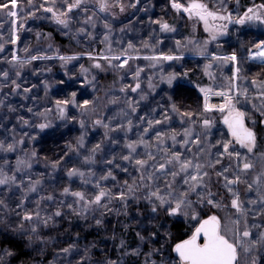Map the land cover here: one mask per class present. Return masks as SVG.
<instances>
[{
    "label": "snow or ice",
    "instance_id": "6c2138e0",
    "mask_svg": "<svg viewBox=\"0 0 264 264\" xmlns=\"http://www.w3.org/2000/svg\"><path fill=\"white\" fill-rule=\"evenodd\" d=\"M139 3L140 0H133L127 7L135 8ZM168 5L170 11L175 12L179 19L203 23L204 30L210 38L205 42L204 48L207 43L215 41L218 35H227L228 26L231 24L244 25L253 21L264 24V4L248 7L242 15L235 17L228 11V0H215L214 7H210L205 0H168ZM117 7L121 12L125 10L123 0H39V2L0 0V13L10 18L11 28L10 38L7 41H3L0 35V53L5 52L6 43L12 45L18 43L20 31L31 30L26 26L27 19H50L68 31H71V24L76 22L82 25L77 30L78 34L91 35L89 29L95 28V21L100 18L98 13H104L103 27L106 34L102 42L107 45V52L99 56L89 55V59L95 61L91 65L92 68L100 71L114 70L119 74L130 60L140 57L133 55L138 49L132 43H129L126 49L113 54L114 50L110 43L112 28L106 18L112 15L110 10ZM41 12L46 15H37ZM151 23L158 25L160 33L176 32V27L163 18L151 20ZM2 27L3 22L0 21V28ZM37 36L39 37V33ZM158 43L163 41L155 40L152 45L144 42L143 47L154 51L155 44ZM188 43L194 42L189 40ZM176 46L179 49L185 45L177 40ZM254 48V52L250 51V57L264 61V41L256 43ZM24 52L27 54L29 49L24 48ZM52 58L31 54L22 59L16 51H12L10 57L0 56V63L9 65L7 69H0V93H3L5 87L11 88L10 93L0 96V107L4 106L7 95L31 93L36 87L35 84L31 87H23L24 81L21 77L25 66L36 60ZM56 58L64 62L79 59V57L63 55H58ZM143 59L152 62L149 66L155 68L160 61L180 60L182 57L150 55L144 56ZM100 60L106 63L101 64ZM212 60L233 65L231 82L227 90L214 91L212 87H199V92L203 95V105L197 112L181 111L175 103H172L161 113V118L140 116L134 124L131 117L137 112L140 101L147 99V94L141 91L140 81V74L144 68L139 66L134 70L128 68L124 73L131 75L135 81L134 84H124L119 88L125 96L108 101L117 103L118 99H123L127 105V110L121 109L120 112L126 120H122L116 126L96 115V101L84 100L83 103L78 104L75 92L72 93L71 99L55 102L56 111L62 119L65 118L69 104L82 110L81 117H88L91 110L95 116L92 126L104 128L105 137L111 139L112 143H117V140L109 133L123 131L127 136L134 127L138 130V139L126 143L124 146L128 149V153L119 157L128 167L115 163L116 157H113L102 161L112 167L98 177L91 168L87 172L78 167H70L66 170L69 181L80 178L82 184H91L95 189L91 194L85 190L74 191L71 187H65L60 195L64 198L72 197L70 201L57 200L51 194L41 195L42 181L34 178L30 171L39 157L34 148L29 152L25 147L26 140L34 141L36 136L28 131L17 133L13 129L10 138L0 139V189L22 193L19 202L9 211V204L3 198V191H0V264H17L18 261L29 256L32 257L31 264H45V261L39 257L45 256L50 247L62 243H66L67 246L56 249L55 256L48 264H73V261L75 264H126L125 257H135L133 264H259L258 257L254 253L264 252V223L249 224L248 221L250 213L253 220L264 215V194L258 192V199L248 198L245 201L241 199L238 186L245 184L248 192L254 191L253 185L257 188L261 186L264 172L255 176L251 182L246 179L255 167L252 157L257 155L258 133L255 127L256 121H252L250 125L248 121L251 118L248 112L241 110L238 105L258 99L260 103L254 104L253 108L264 117V83L258 85L257 81H252L253 86L258 87V95L250 99L247 89H240L235 83L241 71L237 54L233 52L231 55H214ZM209 68L211 64L206 65L205 74L211 77L212 73L207 71ZM81 73L85 76V84L93 91H97L95 75L89 78L90 69L81 66ZM187 75V72L170 73L161 79L172 87L174 81L181 77L186 78ZM120 79H123V75ZM47 87L45 84V89ZM155 87L156 85L149 78L147 88L149 91H154ZM129 92L137 93L139 99L134 100L127 95ZM212 96L220 97L222 102L210 103ZM24 98L28 99L27 96ZM9 110L15 109L9 107ZM27 111L39 117L40 122H30L20 117V123L25 129L36 128L43 132L52 126L47 117V113L52 109L33 112L29 107ZM216 112L222 114V123L227 128V136L219 140L212 139L216 120L211 114ZM173 113L180 117L179 122L184 127L179 132L155 131L156 151H152L151 138L146 140L144 137L148 136L157 125L171 121ZM259 123L264 124V119ZM79 125L81 129H85V133L79 137L75 146L68 145L64 156H68L69 153H76L79 156V149L84 147L87 121L80 119ZM0 127L3 125L0 124ZM197 128L199 131H195ZM139 147L145 149L142 158L141 154L137 153ZM213 149L215 152L212 151ZM241 149L243 151H240ZM18 150L23 151V157L16 159L15 164L12 165L8 154L17 153ZM100 150L101 144L97 143L88 155L83 156L82 163L94 165L95 155ZM259 155L264 159V153ZM225 160L227 164L224 163ZM62 163H64L63 156L51 161L49 166L55 171ZM129 167L134 168L137 175L131 181L124 180L121 184L113 172L119 168L121 172L128 173ZM108 180L115 182L112 187H116V191L102 183ZM34 193L36 196L31 200L28 199ZM33 201L34 207L31 206ZM45 201L52 203L45 205ZM26 203L28 207L25 206ZM246 203L250 207L246 206ZM133 204L138 206V215L132 216L119 228L121 235L118 259H112L107 252H103L105 259L91 260V256L94 255L91 249L95 248L96 244H85L81 248L78 234L75 239L71 237L64 241L59 239V234L63 230L62 225L73 227L71 223L73 217L84 220L86 225L90 222V226H94L98 233L99 230L104 229L107 234L109 214L127 217ZM53 205L54 210L48 211L47 208ZM221 212L225 215L221 216ZM182 220L194 222L191 224V234L186 239L169 245L168 242L173 236L172 227ZM133 222L137 225L134 230L137 243L134 247H129L123 234ZM117 223L121 222L118 220ZM116 231L113 229L111 233L113 239H116ZM53 233L56 235L54 236ZM172 253L175 255L173 256Z\"/></svg>",
    "mask_w": 264,
    "mask_h": 264
},
{
    "label": "trees",
    "instance_id": "16d2710c",
    "mask_svg": "<svg viewBox=\"0 0 264 264\" xmlns=\"http://www.w3.org/2000/svg\"><path fill=\"white\" fill-rule=\"evenodd\" d=\"M132 2L133 0H123L125 10L121 12L119 7L111 9L112 15L106 18L112 28L110 43L114 50L113 54L126 49L127 45L132 43L138 49L133 55L140 57L139 59L130 60L126 68L120 70L119 74L114 70L100 71L94 69L91 65L95 61L89 59V55L99 56L107 52V45L102 42L103 36L106 34V30L103 27L105 23L104 13H98L100 18L96 19L95 28L89 29L91 35L78 34L77 30L82 26L80 23L73 22L71 24V31H68L56 25L50 19H27L25 21L26 26L31 30L20 31L18 43L16 45L6 43L5 52L0 53V56L7 55L10 57L11 52L16 51L22 59L26 55L31 54L53 57L52 59L36 60L25 66L21 77L24 81L23 87H31L33 84L36 87L33 88L31 93L7 95L4 106L0 107V124L3 125V127H0V139L4 137L10 138L13 129L17 133L28 131L30 134L36 136L34 141L26 140L25 147L29 152L33 148L37 151L39 159L33 163L30 171L34 178H39L42 181L41 195L51 194L57 200L65 199L70 201L72 197L64 198L60 195L65 187H71L74 191L85 190L91 194V192L95 191L91 184H82L80 178H73L69 181L66 170L70 167H78L87 172L91 168L98 177L112 167V165L104 164L102 161L112 159L113 157H116L115 163L128 167L127 163L119 159V157L128 153V149L124 146L126 143L138 139V130L134 127L127 136H125L123 131L109 133L112 138L117 140V143H112L111 139L105 137L104 128L92 126V120L95 116L91 110L88 117H81L82 110L73 107L71 104L67 106L65 118L62 119L59 112L56 111L55 102L57 100L71 99L72 93L75 92L78 104L83 103L84 100L96 101V115L106 122L110 121L112 126H116L122 120H126L125 117L120 115V112L121 109L127 110V105L123 99H118L117 103H109L108 101L125 96V93L120 92L119 88L124 84H134L135 81L131 75H124V73L128 68L134 70L139 66L144 68V71L140 74V81L141 91L147 94V99L140 101L137 112L131 117L134 124L137 122V117L140 116L161 118V113L172 103H175L181 111L197 112L203 105V95L199 92V87H212L214 91L227 90V86L231 82L233 65L231 63L222 64L219 61H214L212 60V56L231 55L233 52L238 56L239 67L241 69L239 79L235 83L240 89H247L250 99L258 95V87L253 86L252 81H257L258 85L264 83V64L251 63L246 58L249 51L255 50L254 46L256 43L264 41L263 24L256 23V26L246 28H243L245 24H231L228 26L229 31L226 37H217L215 41L207 43L206 48H204L203 46L209 38L204 33L200 23L188 19H179L175 12L170 11L168 0H140V3L135 8L127 7ZM205 2L210 7H214L215 5V0H205ZM259 4H264V0H239L238 4L237 0H228L227 7L228 11L232 12L235 17L242 15L248 7ZM144 9L148 10L145 11ZM37 15L43 16L46 14L41 12L37 13ZM160 18L173 24L176 27V32L160 33L158 25L151 23V20ZM0 21L3 22V27L0 28V35H2L3 41H7L11 34L10 18L0 13ZM38 33L39 37L37 36ZM155 40H162L163 43L155 44L154 51L143 47L144 42L152 45ZM177 40H180L182 45L185 46L177 49ZM189 40L194 43H188ZM168 44H170V47L166 49L165 47ZM24 48L29 49L27 54L24 52ZM54 55L79 57V59L64 62L57 59ZM150 55H179L182 59L160 61L153 68L149 66L152 62L143 59L144 56ZM191 55H195V57H190ZM99 62L101 64L106 63L103 60ZM209 64H211V68L207 69V71L212 73L211 77L205 74L206 65ZM81 66L90 69L89 78L91 75H95L97 91H93L91 87L85 84V76L81 73ZM7 68H9L8 64L0 63V69ZM184 72L188 73L187 77L178 78L173 82L172 87H169L161 79V77H166L170 73L183 74ZM121 75H123V79H120ZM149 78L156 85L154 91H149L147 88ZM45 84L48 86L47 89H45ZM10 92L11 88L5 87L0 96ZM127 95L131 96L134 100L139 99L137 93L129 92ZM25 96L28 99H25ZM259 103L258 99H252L251 103L242 102L238 105L241 110L248 112L251 118L248 121L250 125L252 121H256L255 127L258 133L257 155L252 157L255 167L246 177L249 182L255 176L264 172V159L259 155L260 153H264V124L259 123L264 117H261L260 113L253 108L254 104L258 105ZM9 107L15 110L10 111ZM29 107L33 109V112H43L45 109H52L50 113H47L48 120L52 126L43 132H40L36 128L25 129L20 123V117L30 122H40L39 117L33 116V113L27 111ZM153 109H155V112H153ZM211 115L216 120V126L212 130V139H222L227 136V128L222 123L223 116L217 113H212ZM80 119L87 121L84 147L79 149V156L76 153H69L68 156H64L63 154L67 150L68 145L75 146L79 137L85 133V129L80 128ZM179 121L180 117L173 113L171 121L166 124L157 125L148 136L144 137L146 140L151 138L152 151H156L154 132L157 130L165 133H170L171 131L179 132L184 127ZM195 131H199V129L197 128ZM97 143L101 144V150L95 155L96 163L94 165L83 164V156L88 155ZM144 151L145 149L142 147L137 148V153L141 154V158ZM212 151L215 152V149ZM240 151L243 150L241 149ZM23 154V151L20 150L17 153H9V162L14 165L16 159L22 158ZM61 156H63L64 163L57 170L53 171L49 166L51 161ZM224 163L227 164V160ZM104 167L105 170H102ZM113 174L116 175L117 181L121 184L124 180L131 181L137 175L135 169L131 167H129L128 173L121 172L117 168ZM102 183L109 187L115 184L111 180L103 181ZM238 188L242 200L247 201L248 198L258 199V192L264 194V177H261V186L259 188L253 185L254 191L252 192L247 191L245 184L239 185ZM112 190L116 191L117 188L112 187ZM0 191H3V198L9 204L8 210L10 211L19 202L22 193L15 192V190L4 191L0 189ZM13 192H15V195H13ZM35 196V193L31 194L28 199L31 200ZM50 203L52 202L45 201V205ZM25 206L28 207L29 205L26 203ZM31 206H35L34 201ZM246 206L250 207L247 203ZM54 208L55 206L53 205L52 207H48L47 210L53 211ZM137 209L138 206L133 204L130 208V215L127 217H117L109 214L107 217V234H105L104 229L99 230L98 233L94 226H90V222L89 225H86L84 220L73 217L71 221L73 227L68 228L62 225L61 228L63 230L59 234V239L62 241L67 240L69 237L75 239L78 234L81 240V248L85 244H96V247L91 249V252L94 253L91 256V260L105 259V256L102 255L103 252H107V255L111 256L112 259H118L120 256L118 245L121 235L119 228L127 223L132 216L138 215ZM65 211L67 210L65 209ZM220 215L224 216L225 213L221 212ZM118 220L121 222L120 224L117 223ZM248 222L249 224L264 223V215H260L258 219L253 220L250 213ZM192 223L194 222L182 220L175 224L171 229L173 236L168 242L169 245L186 239L192 230ZM65 224H67V221ZM77 225L79 226L77 227ZM136 228L137 225L133 222L123 234L129 247H134L137 243L134 234ZM113 229L117 230L116 239L111 237ZM53 235L55 236L56 233H53ZM65 246L67 244L62 243L55 247H50L46 255L39 257V259L48 264L55 256L56 249ZM254 254L258 257L259 262L264 261V252H255ZM172 255L174 256L173 253ZM124 260L126 264H133L136 258L125 257ZM31 261L32 257L29 256L21 259L17 264H31ZM73 264H75V261H73Z\"/></svg>",
    "mask_w": 264,
    "mask_h": 264
},
{
    "label": "rangeland",
    "instance_id": "374dc122",
    "mask_svg": "<svg viewBox=\"0 0 264 264\" xmlns=\"http://www.w3.org/2000/svg\"><path fill=\"white\" fill-rule=\"evenodd\" d=\"M200 23V25H201V27H202V29H203V31H204V33L208 36V38H209V34L207 33V32H205V30H204V26H203V23L202 22H199ZM219 23V22H218ZM256 23H259V22H256V21H253V22H246L245 23V25L243 26V28H246V27H253V26H256L255 24ZM263 26H264V24H263ZM228 31H229V28H228ZM228 34V33H227ZM227 35H218L217 37H226ZM210 39V38H209ZM170 47V44H168L165 48L167 49V48H169ZM54 56H56V55H54ZM57 57V56H56ZM190 57H195V55H191ZM218 115H220L221 113H218V112H216ZM102 170H105V167L102 169ZM222 195H224V194H222ZM192 231V230H191ZM190 234H191V232H190ZM259 264H264V261L263 262H259Z\"/></svg>",
    "mask_w": 264,
    "mask_h": 264
},
{
    "label": "crops",
    "instance_id": "0c3cea01",
    "mask_svg": "<svg viewBox=\"0 0 264 264\" xmlns=\"http://www.w3.org/2000/svg\"><path fill=\"white\" fill-rule=\"evenodd\" d=\"M252 52H254L255 50H251ZM247 60L251 63H255V64H264V61H258L256 59H252L250 57V51L248 52L247 56H246Z\"/></svg>",
    "mask_w": 264,
    "mask_h": 264
},
{
    "label": "built area",
    "instance_id": "2783aa9c",
    "mask_svg": "<svg viewBox=\"0 0 264 264\" xmlns=\"http://www.w3.org/2000/svg\"><path fill=\"white\" fill-rule=\"evenodd\" d=\"M221 102H222V100L218 96H212L211 99H210V103H212V104H219Z\"/></svg>",
    "mask_w": 264,
    "mask_h": 264
},
{
    "label": "bare ground",
    "instance_id": "6f19581e",
    "mask_svg": "<svg viewBox=\"0 0 264 264\" xmlns=\"http://www.w3.org/2000/svg\"><path fill=\"white\" fill-rule=\"evenodd\" d=\"M256 60L261 61V60H259V59H256Z\"/></svg>",
    "mask_w": 264,
    "mask_h": 264
},
{
    "label": "water",
    "instance_id": "95a60500",
    "mask_svg": "<svg viewBox=\"0 0 264 264\" xmlns=\"http://www.w3.org/2000/svg\"><path fill=\"white\" fill-rule=\"evenodd\" d=\"M174 254V253H173ZM175 255V254H174Z\"/></svg>",
    "mask_w": 264,
    "mask_h": 264
}]
</instances>
